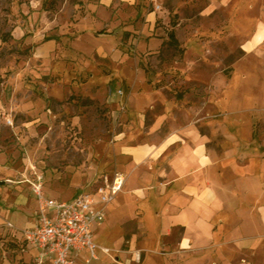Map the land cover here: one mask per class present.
I'll list each match as a JSON object with an SVG mask.
<instances>
[{
  "label": "rangeland",
  "instance_id": "1",
  "mask_svg": "<svg viewBox=\"0 0 264 264\" xmlns=\"http://www.w3.org/2000/svg\"><path fill=\"white\" fill-rule=\"evenodd\" d=\"M78 1L0 0V153L9 166L29 167L23 181L32 194L36 174L45 181L48 169L67 166L92 173L84 192L101 174L120 173L126 184L120 143L160 141L189 127L222 161L221 175L237 176L223 163L237 147L262 161L264 173V0H135L132 5L133 0H121L113 17L122 25L140 28L145 14H156V31L148 39L164 40L159 49L139 52L135 35L133 43L125 39L120 46L124 59L89 67L36 54L35 36L64 28ZM171 32L177 48L170 42ZM117 90L124 96L114 100ZM159 118L165 119L164 126L149 134ZM239 156L233 167L240 165ZM25 162H34L33 167ZM255 169L260 166L246 171ZM135 211L125 207L122 220L115 221L109 208L104 223L92 232L94 242L110 255L98 253L99 260L89 264H144L151 253L163 264L174 262L183 229L159 237L157 226L140 227L135 217H142L141 210ZM3 249L13 264H37L19 260L21 250L13 245ZM223 252V259L202 255L198 264L238 263L242 257L264 264V248L246 256L232 246ZM85 261L78 257L74 264Z\"/></svg>",
  "mask_w": 264,
  "mask_h": 264
},
{
  "label": "crops",
  "instance_id": "2",
  "mask_svg": "<svg viewBox=\"0 0 264 264\" xmlns=\"http://www.w3.org/2000/svg\"><path fill=\"white\" fill-rule=\"evenodd\" d=\"M81 2L83 5L81 6ZM121 0H79L70 11V20L64 28L45 31L42 37L36 35L38 47L36 54H45L47 60H64L70 66L89 67L101 60L116 64L124 59L119 51L125 39L133 43L138 35L137 49L147 52L159 49L164 40L148 39L156 31V14H145L146 24L135 28L113 17ZM136 1H130L129 5ZM108 27L102 31L103 27ZM22 32V31H21ZM45 36L48 40H45ZM148 39V41L146 40ZM33 40V37H28ZM67 61V62H66ZM114 100L122 99L124 94ZM164 120L159 118L149 126V134L161 129ZM123 134H119V137ZM119 152L126 160L123 173L126 184L118 199L110 207L115 221H121L124 208L130 211L141 210L137 218L140 227L157 226L159 237L168 236L175 228L183 232L173 252L174 262L170 264H198V257L207 259L212 254L224 257V248L232 246L236 251L255 252L264 248V173L262 161H255L250 153L236 150L228 151L223 160L227 172L233 171L234 178L220 174L219 163L207 142L193 127L176 134H167L160 141L142 144L120 143ZM240 155V165L234 166V156ZM255 158V157H254ZM222 162V161H221ZM234 162V163H232ZM253 162V165L250 164ZM258 162V163H257ZM28 163V162H27ZM25 162V164H27ZM34 162H29L33 167ZM239 163V162H238ZM245 163V164H244ZM20 164V163H18ZM18 164L8 165L7 157L0 153V264H13L3 247L13 245L21 250L17 258L29 262L39 259V250L27 245L21 231L34 225L38 202L23 181L28 177L27 170ZM254 164L260 170H254ZM245 165V166H244ZM250 167H249V166ZM41 167V166H40ZM42 168V167H41ZM88 172L85 167L67 166L60 171L48 169L43 191L47 198L68 201L84 192ZM233 175V176H235ZM110 174H101L93 181V192L99 181ZM67 180L59 182L61 179ZM135 211V212H136ZM133 217V218H134ZM10 223L13 228H8ZM155 230V229H154ZM90 260L87 251L79 255L86 263ZM2 255V257H1ZM148 254L144 264H163V259ZM50 264L45 260L43 264ZM166 263V261H165ZM225 263V262H224ZM252 264L242 257L238 263Z\"/></svg>",
  "mask_w": 264,
  "mask_h": 264
},
{
  "label": "built area",
  "instance_id": "3",
  "mask_svg": "<svg viewBox=\"0 0 264 264\" xmlns=\"http://www.w3.org/2000/svg\"><path fill=\"white\" fill-rule=\"evenodd\" d=\"M117 95L122 92L118 91ZM125 185V177L115 173L103 177L93 192H81L68 201L49 199L43 191L44 178L36 174L31 183L38 208L35 222L21 231L24 242L39 250L37 264L45 260L50 264H74L81 253L87 251L90 260L97 259V251L110 255V250L94 242L93 227H100L108 210ZM8 228H13L10 223Z\"/></svg>",
  "mask_w": 264,
  "mask_h": 264
},
{
  "label": "trees",
  "instance_id": "4",
  "mask_svg": "<svg viewBox=\"0 0 264 264\" xmlns=\"http://www.w3.org/2000/svg\"><path fill=\"white\" fill-rule=\"evenodd\" d=\"M169 38H170V42H171V44H172L175 48H177V47H178V41H177V39H176V37H175V33H174V32H171L170 35H169Z\"/></svg>",
  "mask_w": 264,
  "mask_h": 264
}]
</instances>
